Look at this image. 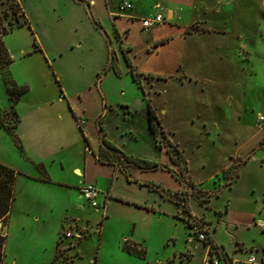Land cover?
Masks as SVG:
<instances>
[{"label":"rangeland","instance_id":"1","mask_svg":"<svg viewBox=\"0 0 264 264\" xmlns=\"http://www.w3.org/2000/svg\"><path fill=\"white\" fill-rule=\"evenodd\" d=\"M2 1L3 8L10 5L9 0ZM21 2L28 5L26 15L31 28L15 29L4 38L13 58L10 73L19 86L28 88L30 99L41 91L50 97L57 92L56 80L51 65L39 52L41 46L48 47L51 37L61 44L65 36L100 35L104 31L98 25L86 23L82 31L76 32L74 25L45 20L38 6L29 7L26 0ZM154 2L135 1V7L142 11L139 20L153 9ZM197 3L199 6L190 9L191 13L185 14L183 20L185 23L200 19L187 28L194 36L178 40L155 55L141 50L147 43L145 37L138 36L135 45L141 46L134 54L124 45L123 75L112 76L106 84L113 104L107 136L119 149L144 160L161 155L157 146L167 151L171 145L176 149L177 175L184 180L188 194L179 197L188 198L183 210L188 212L184 215L190 227L177 217L175 205L160 197L155 213L138 212L136 205H129L128 213L108 226L102 211L89 205L90 215L85 219L78 220L77 225L73 221L65 223L58 247L52 239L55 231L52 221L38 225L28 222L23 227L26 217L13 212L10 220L0 222V232L7 236L3 264H206V261L213 263L214 256L219 258V264H232L229 255H234L238 243L244 244L247 252L253 251L246 257L255 256L261 262L263 253L259 249L264 244V229L257 224L258 219L253 222V216L264 220V1L197 0ZM15 16L24 20L18 12ZM166 23L164 18L160 24L144 28L149 31L141 35L151 36L154 27ZM78 58L81 55L67 59ZM125 60L128 64L134 61L141 72L166 74L170 78L154 80L150 75L139 74L140 85ZM78 64L79 67L81 63ZM111 64L119 67L117 58L113 57ZM44 84H48L46 89ZM144 91L150 93L157 108L160 120V125L155 124L157 133L148 129ZM124 102L131 104L134 116L124 114L127 112ZM15 122V110L0 71V124L13 128ZM125 126L138 132L137 142L125 135ZM163 126L167 130L164 134ZM7 136L0 129V155L14 149L13 142L5 141ZM203 188L213 192L210 194ZM151 198L155 200L156 194L152 193ZM99 201L103 208V201ZM192 210L199 214L207 212L210 217L204 214L201 219L209 237H214L228 254L214 243L205 245L196 237ZM218 210H223L224 215L217 224ZM221 216L220 213L219 219ZM132 222L138 224L135 234ZM67 232H72L73 237H67ZM125 239L135 242L128 243L131 248L137 243L144 252H130Z\"/></svg>","mask_w":264,"mask_h":264},{"label":"crops","instance_id":"2","mask_svg":"<svg viewBox=\"0 0 264 264\" xmlns=\"http://www.w3.org/2000/svg\"><path fill=\"white\" fill-rule=\"evenodd\" d=\"M19 1L23 10L28 12V5L24 6L21 0ZM26 1L30 2L29 7L38 6L39 14L45 20L72 24L76 32L82 31L86 23H92L98 25L104 34L65 36L61 44L57 43L58 40H55V43L51 37L48 47L41 46L39 52L45 62L51 65L56 80V94L49 97L41 91L38 96L30 99L28 91L15 106L19 116L15 128L16 137L0 127L9 135L5 141L13 142L14 146L12 151L9 150V154L0 155V162L10 166L17 173L15 199L10 216L16 212L26 217L22 222L23 227L28 222L36 225L53 222L55 231L52 239L58 243L65 223L73 221L77 225L78 220L82 221L90 215L88 208L90 204L83 197L81 188L87 184H94L101 192L99 200L103 201L104 206L97 211H102L106 226L127 214L129 205H136L138 212L148 210L155 213L154 207L160 197L173 203L177 217L190 227L183 219L184 203H177L170 196L185 193L188 197L187 186L177 175L178 158L175 161L166 148L156 145L162 151L161 155L157 158H147L149 159L147 161L159 164L161 168L143 170L103 161L100 159V151L104 139L118 147L107 136L113 104L110 102L106 84L117 74L116 70L110 67L113 57L119 61L117 67L119 75H123L121 56H125L124 45L134 54L141 46L135 45L138 36L145 37L147 43L141 50L152 55L159 54L164 48H170L178 40L183 41L194 36L187 32V28L200 19L185 23L183 20L186 19L185 14L191 13L190 9L197 7V0H156L153 9L148 14H143L140 20L138 14L142 11L135 7L136 0ZM125 1L131 2L133 7L121 11L120 6ZM158 14H162L167 23L154 27L151 36L141 35L149 31L144 29L143 18H154ZM28 15L31 17V14ZM25 27L28 26L15 29ZM151 47L152 51H148ZM72 55H81L82 58L67 59ZM125 61L131 74L133 68L134 72L143 76L150 75L155 78L154 80L170 78L166 74L141 72L134 61L132 67L127 60ZM78 63H81L79 67ZM181 69L182 63L179 61V70ZM47 87L48 84H44V88ZM146 100L147 103H151L158 115L150 93L149 95L146 93ZM122 105L127 108L125 115L134 116L130 103L124 102ZM80 118L87 121L82 127L77 124V119ZM125 129V135H129V139L136 142L139 140V134L134 128L125 126ZM148 129L153 132L150 123ZM161 131L162 134L167 132L164 126ZM155 142L157 143L156 138ZM204 190L210 194L213 192ZM152 193L156 194L155 200L151 198ZM209 204L211 206V201ZM192 213L200 218L207 214V212L199 214L195 210H192ZM215 214L218 224L224 215L223 210H218ZM257 219L259 221L257 224L264 229V220L253 216L254 223ZM132 223V233L135 234L138 224ZM211 239L228 254L214 237ZM125 242L135 243L128 239H125ZM261 247L262 249L258 248L263 253L261 262L256 259L255 263H250L249 259L255 256L246 257V254L253 251L247 252L244 244L239 243L234 255H229V258L232 264H264V244Z\"/></svg>","mask_w":264,"mask_h":264},{"label":"trees","instance_id":"3","mask_svg":"<svg viewBox=\"0 0 264 264\" xmlns=\"http://www.w3.org/2000/svg\"><path fill=\"white\" fill-rule=\"evenodd\" d=\"M9 1H10V5L8 7L3 8V4L5 3L4 1L0 0V71L4 74L9 100L12 104V108L15 110V106L20 100V98L24 94H26L29 90L26 87L19 86L11 76L10 66L13 63V58L6 47L4 38L8 34H10L15 28L24 27V26H28L29 28H31V25L29 23L25 10H23L21 6L20 1L19 0H9ZM16 12L20 13V15L24 17L23 21H19L18 17L16 16L14 17ZM110 67L114 68L118 75L120 74L117 68L114 67L112 64ZM132 75L134 79L140 85H142L141 80L139 79V74L137 72H134L133 68H132ZM15 116H16V122L13 128H11L10 126H3L2 124H0V127L7 130L12 136L16 137L15 128L17 122L19 121V116L16 111H15ZM148 118H149L151 130L156 133L158 129L155 124L160 125V120L158 119L154 111V108L150 102L148 103ZM174 151H176V149H173L171 145L168 149V152L171 155V157L174 158L175 161H177V159L174 157ZM100 159L103 161L120 163L122 165L134 166L136 168H140L143 170L161 168L159 164H153L147 160L126 155L121 149H119L117 146L107 141L106 139L103 140V147L100 151ZM16 177H17V173L13 168L0 162V222L3 223H6L8 221V218L10 217L11 214L12 204L15 199L14 186H15ZM179 178L182 181H184L182 177ZM170 196L177 203H186V201H188V198L179 197V194L170 195ZM182 213L184 216L183 219L189 225V219H187V217L184 215L185 213L188 214V212L183 210ZM189 218H190V214H189ZM6 240H7V236L0 232V264L4 263ZM204 244L205 245L210 244L211 246H213V241L212 239H210V237H208V240ZM59 245L60 242H58V247ZM127 245H128L127 249L130 252H136L138 254H142L144 252L143 249L138 248L136 244L134 245V248H131L133 246H130L128 243Z\"/></svg>","mask_w":264,"mask_h":264},{"label":"built area","instance_id":"4","mask_svg":"<svg viewBox=\"0 0 264 264\" xmlns=\"http://www.w3.org/2000/svg\"><path fill=\"white\" fill-rule=\"evenodd\" d=\"M132 3L129 1H125L122 3V5L120 6V10L121 11H126V10H130L132 9ZM164 20L163 15L158 14L157 16H155L152 19H144L143 20V26L144 28H150L153 25H157L160 24L162 21ZM86 119L85 118H80L77 119V124L79 127H82L86 124ZM81 192L83 197L85 198V200L94 208L99 209L101 208V203L99 201V197H100V190L94 185V184H87L85 186H83L81 188ZM193 214V230L195 231V235L196 237L200 240L203 241V243H205L208 240L209 237V233L207 230L206 225L204 224V221H202V219L200 217H198L197 215ZM81 234H76L77 237H80ZM67 237H73L72 232H67L66 233ZM210 246V244H209ZM223 259L226 261L225 257H223ZM212 262H207L206 264H219L220 260L217 257H212ZM250 263H255L256 262V258L255 257H251L249 259Z\"/></svg>","mask_w":264,"mask_h":264}]
</instances>
